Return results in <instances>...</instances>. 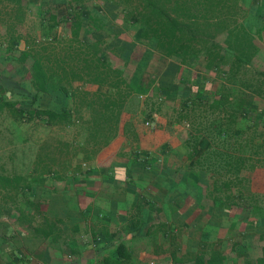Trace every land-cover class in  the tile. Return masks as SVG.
<instances>
[{"label": "trees", "instance_id": "1", "mask_svg": "<svg viewBox=\"0 0 264 264\" xmlns=\"http://www.w3.org/2000/svg\"><path fill=\"white\" fill-rule=\"evenodd\" d=\"M13 1L20 5L26 4V0ZM73 1L39 0L36 9L42 20L47 22L46 27L43 24L44 30L69 25L67 49L62 51L60 57L57 55V60L51 59L53 53H46L45 48L12 49L13 58L19 62L16 75L2 80L6 82L7 94L13 90L20 93L22 99L14 102L1 100L0 108H12L17 115H27L30 119L41 118L47 123L69 122L73 99L78 92V88L72 85L74 78L85 80L89 77L90 82L103 84L112 75V78H116L115 83L109 84L112 91L101 94H104L106 100H110L109 104L115 106V109L106 104L108 114L96 109V116H92L98 122V127L104 131L105 140L116 136L119 129L126 136L130 133L132 139L137 140L133 120L125 121L120 127V118L123 112H137L140 96H149V86L151 94L160 101L178 98L190 103L195 97L206 99L217 112L223 110L229 119L215 120L211 129L222 137L227 133L231 137L239 134L240 129L231 126L240 114L252 118L256 125L264 123V105L259 108L255 99L264 96L261 87L264 82L254 86V83L242 80L239 83L240 90H235L227 87L226 81L224 85L210 89L205 94L199 80L191 85L186 81H175L183 68L189 69L197 64H200L202 73L211 75L215 70L218 75L224 74L226 80L236 78L235 74L249 66L251 59L259 51L256 39L257 34L264 31V0H122L129 5V9L119 8L117 4L103 0V11L90 9L87 14L81 7L75 6ZM61 3L68 5L65 13L52 9ZM117 17L122 18L124 27L135 25L139 28L138 41L125 37V29L114 22ZM74 42L79 47L86 48L87 53H75L72 56L74 53L69 50L76 51ZM140 44L143 45L142 48L138 46ZM9 54L10 51L5 56ZM82 54L86 55L83 57ZM154 56L160 60L159 65L147 74ZM68 58L77 60L72 62L71 68L66 61ZM129 64L133 68L130 75H127L124 68ZM74 67L79 68L75 71ZM261 73L264 74V70ZM68 74L73 79H69ZM148 75L152 78L150 83ZM131 101L138 103L135 109L128 106ZM143 102L146 103V99ZM93 104L96 106V103H90ZM225 122L228 124L225 125ZM192 136L191 144L188 138L184 141L189 153L187 160H192L191 163L184 162L172 172L167 166L152 167L148 159L142 162L137 160V155H131V166H124L125 172L148 171L150 177L161 184L163 190L154 196L155 203L158 200L171 202L174 197L181 196L191 197L194 205H232L233 200L229 195L224 198L214 195L213 189L217 182L208 180L205 168L200 167L196 173L195 168L198 164L201 165L203 152L200 151L199 140L203 138V134ZM207 139L208 153L205 154L209 155L213 153L209 151L212 149L211 137L207 136ZM219 154L221 157L222 153ZM223 154L231 157L226 152ZM223 161L229 168L230 162L227 159ZM240 164L243 162L238 165L235 161L236 170H240ZM90 174L91 172L86 174V180L92 184L94 181L90 179ZM20 178L22 179L18 175L10 177L0 173V183L18 182ZM236 179L238 182L244 180V184L250 180L245 175L244 179ZM223 186L230 189V184L226 181ZM26 189L32 193L36 187L32 184ZM20 214L23 217V213ZM116 252L125 261L105 258L102 264L126 263L128 255L122 245L117 246ZM1 255L0 252V260ZM13 256L9 259L7 257L3 264H18L22 260L16 255Z\"/></svg>", "mask_w": 264, "mask_h": 264}, {"label": "rangeland", "instance_id": "2", "mask_svg": "<svg viewBox=\"0 0 264 264\" xmlns=\"http://www.w3.org/2000/svg\"><path fill=\"white\" fill-rule=\"evenodd\" d=\"M102 1L81 0L80 2L73 1V3L75 6L81 7L87 14L90 9L91 11L92 9L103 11ZM106 1L114 5L117 4L119 8H130L122 0ZM23 4L20 5L13 0H0V101L5 99L14 102L22 99L20 93L13 90L7 94L6 82L2 80L16 75L19 62L13 58L14 50L12 49L45 48L46 53H53L51 59L57 60V55L60 57L62 51L65 52L64 49H67L66 41L69 42L67 40L69 25L67 24L44 30L47 22L42 20L36 9L39 0H26V4ZM67 7L66 3H61L52 9L55 11L58 9L60 13H65ZM258 7L259 5H257ZM114 22L118 27L125 29L127 32L125 37L137 40L140 32L137 26L124 27L122 18L119 17ZM256 40L259 51L251 59L249 66L235 74L236 78L226 80L224 74L218 75L215 70L211 75L202 73L200 64H197L195 67L189 68L190 70L183 68L175 81L177 83L186 81L191 85L199 80L205 94H208L210 89L224 85L226 81H228L227 84L225 83L226 86L233 87L235 90H240L239 83L242 80L257 86L258 83L264 82V74L261 73L264 70V31L257 34ZM74 45L76 51L68 49L74 53L71 54L72 56L78 53H87L86 48L79 47L75 42ZM138 46L142 48L143 45ZM140 48L137 52L140 51ZM9 51L10 54L5 56ZM85 55L82 54L83 57ZM66 61L70 67L72 62L77 60L68 58ZM159 62L157 56H154L150 61L151 67L147 69L149 71L147 74L151 73L152 69L159 65ZM78 68L74 67L75 71ZM132 68V64L127 65L124 68L125 73L130 75ZM67 76L69 79H73L71 74ZM111 76L108 78V82L103 84L90 82L89 77L85 80L74 78L75 81L72 85L78 88V92L73 99L72 117L69 122L47 123L41 118L30 119L27 115H17L12 108H0V173L10 177L16 175L22 177L18 182L0 183L1 219H15L18 213H23L24 220L33 221L35 216L38 225L47 229L50 225L48 217L34 210L33 205H51L50 199H48L51 193L56 196L61 194L69 196L71 197L70 204L78 205V195H82V192L74 185L78 179L86 176V170L97 169L95 165H99L101 158L112 154L121 156L131 148L130 143L134 140L130 133L126 136L119 129L116 136L105 140L103 139L104 131L92 118V116H96L94 112L96 109L108 114L106 104L115 109V106L109 104L110 100H106L104 96L112 91L109 84L116 81V78ZM147 77L149 83L152 82L151 75ZM261 87L264 92V85ZM122 89L124 90V86ZM148 90V98L144 94L140 96L141 101L137 112H123L120 118V127L125 121L133 120L141 127L147 128L152 135L160 134V146L155 147L148 157L141 156L143 159H149L147 161L152 167L167 166L174 172L184 162H192V160H187L189 153H187L184 141L188 138L191 144V139L194 137L192 134L201 133L203 138L199 140V147L203 153L201 152V165L198 164L195 170L198 173L200 167L205 168L208 180L217 182L216 188L213 189L214 195L219 198L229 195L233 200L232 205H264V123L256 125L255 122H252V118L240 114L235 121L233 120L231 126L240 129L239 134L231 137L227 133L222 137L211 130L215 120L229 119L227 113L222 109L217 112L206 99L195 97L191 99L190 103L184 100L186 106H183V100L178 98L160 101L151 94L150 86ZM145 99L146 103L143 102ZM255 99L258 107L262 108L264 96L261 95L260 98L256 97ZM90 103H96V106L90 105ZM137 104L131 101L128 106L135 109ZM146 121H149L150 124L146 125ZM226 124L228 122H225ZM207 136L211 137L212 149L209 151L213 152L209 155L205 154L208 153L209 138L207 139ZM187 146L190 148L189 145ZM133 149L129 150V156L135 150ZM219 152L222 153L221 157H219ZM225 152L231 157L225 156L223 154ZM139 155L137 154L136 157L141 160ZM223 159L230 162L229 168ZM235 161L238 165L243 162L240 164V170L235 169ZM244 175L250 180L245 184L244 180L238 182L236 177L244 179ZM225 181L230 184V189L223 186ZM32 184L35 185V192L38 193V196L40 195V200L36 197L33 200L32 193L26 189L28 185ZM177 198L178 196L171 199L170 205L194 204L192 198ZM55 202L54 205H63L58 201ZM20 259L22 260L18 264H32V259L26 255L25 257L21 256Z\"/></svg>", "mask_w": 264, "mask_h": 264}, {"label": "crops", "instance_id": "3", "mask_svg": "<svg viewBox=\"0 0 264 264\" xmlns=\"http://www.w3.org/2000/svg\"><path fill=\"white\" fill-rule=\"evenodd\" d=\"M133 124L137 140L130 143L136 150L131 155L148 157L160 146V134ZM130 149L101 158L97 169L86 173L91 172L92 184L88 176L76 181L75 188L82 192L78 205H71L69 196L52 193L51 205H33L48 217L47 229L35 216L29 222L20 213L15 219L1 217L0 262L14 254L26 255L32 264L125 261L116 252L122 245L128 255L123 264H264V205L155 203L161 184L148 171L125 172L133 159ZM39 196L32 192L31 198Z\"/></svg>", "mask_w": 264, "mask_h": 264}, {"label": "built area", "instance_id": "4", "mask_svg": "<svg viewBox=\"0 0 264 264\" xmlns=\"http://www.w3.org/2000/svg\"><path fill=\"white\" fill-rule=\"evenodd\" d=\"M145 124H146V125H149V124H150V122H149V121H146V122H145Z\"/></svg>", "mask_w": 264, "mask_h": 264}]
</instances>
